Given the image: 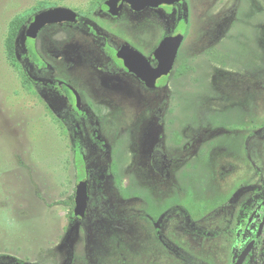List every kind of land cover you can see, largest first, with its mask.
<instances>
[{"label": "rangeland", "instance_id": "rangeland-1", "mask_svg": "<svg viewBox=\"0 0 264 264\" xmlns=\"http://www.w3.org/2000/svg\"><path fill=\"white\" fill-rule=\"evenodd\" d=\"M184 1L185 23L155 11V49L186 33L173 72L149 89L113 64L122 43L151 57V11L114 19L98 0H0V264L224 261L241 205L264 199V0ZM55 7L95 17L114 50L78 21L27 41L33 18ZM26 13L17 58L31 47L39 62L21 66L7 42ZM79 178L84 220L66 204Z\"/></svg>", "mask_w": 264, "mask_h": 264}, {"label": "flooded vegetation", "instance_id": "flooded-vegetation-1", "mask_svg": "<svg viewBox=\"0 0 264 264\" xmlns=\"http://www.w3.org/2000/svg\"><path fill=\"white\" fill-rule=\"evenodd\" d=\"M98 3H101V5H102V8L100 11L104 12L106 15L107 14L110 15L114 19H118L121 15L122 11L125 8H128L131 12L138 13V14L144 13L146 11H151V15H152V48H153L151 57H147L142 52V50H140L138 47L132 46L130 44L122 43L119 47L117 46L116 49L114 50L113 49L114 48L113 43H112L113 39H110L109 35L104 36L101 33L100 25H102V24L98 23L97 20L95 19V17L94 18H91L89 16L84 17V16H80L77 13L78 18L76 21H78V23L83 24L82 26L85 27L84 29H86L87 33L93 39H95V40L99 39L98 40L99 44H101L100 40L104 41L103 44L98 45V48L100 50H102L104 53H106L107 55H110L111 51H113V50L115 51V56H116L115 59H117V61H119V64L117 65L116 63H114L113 65H115V67H119L121 70H123L124 72H126L130 75H133L134 77H136V76L134 74H131L130 72H128V70L126 69L123 60H121L120 58L117 57L118 51L123 46H129L132 49H134V50L142 53L143 55H145L146 58L150 61L151 65L153 67H155L157 65V61L155 60V11H159V10L166 11L167 10L168 15L170 17H172L173 12L178 11L180 14L179 18L184 23L187 22V18L189 16V13H188L189 7H188L187 2L184 0H181L180 3L174 4V5L163 4V5L159 6L158 8H155V6L152 8L148 7L146 9L142 10L141 12H136L135 10L132 9V7L129 4L125 3L122 11L120 12V14L118 16L112 15V13L110 11V0H98ZM100 17H101V15H100ZM85 19L90 20L93 23L92 24L86 23ZM82 26L78 25L77 27H78V29H82ZM128 26H130V25H128ZM178 31L179 32L176 34H170V35L164 36L161 39V41L168 36H175L177 34H183L185 37L186 24H185L184 30H182V31L178 30ZM184 41H185V38H184ZM160 42L158 43V45L160 44ZM158 45H157V47H158ZM182 46H183V44H182ZM180 50H181V48H180ZM180 50H179V52H180ZM174 68H175V66H174ZM107 70H109V72L114 71L113 68L112 69L109 68ZM171 73L169 75H171ZM138 80L145 87H147L140 79H138ZM60 86L65 90V92L68 96L72 93L76 99V94H77L76 91H74L68 85L60 84ZM95 132H94V134H95ZM154 167H155V163H154ZM157 224H156V227H157ZM159 228H160V226L157 227V229H159ZM193 229H195V228H193ZM199 234L203 235V236L211 235L209 232L204 231V230H200ZM229 235H230V237H226V239H225V241H227L229 243L228 248L226 249V251L224 253H222L220 255L221 257L224 255L225 259H224V261L220 262V264H238V262L240 261V259L242 257H243V260H242L241 264H264V199L258 205H255L254 199H250L247 202H245L243 205H241L239 212L236 215L235 221L233 222V225L231 227V231L228 232V236Z\"/></svg>", "mask_w": 264, "mask_h": 264}, {"label": "water", "instance_id": "water-1", "mask_svg": "<svg viewBox=\"0 0 264 264\" xmlns=\"http://www.w3.org/2000/svg\"><path fill=\"white\" fill-rule=\"evenodd\" d=\"M181 0H110V11L113 16H118L124 4H129L136 12L150 7L174 5ZM78 18L76 11L67 7H55L37 14L26 30V37L35 40L39 33L48 25L74 23ZM184 35L177 34L164 38L155 49V60L157 65L153 67L150 61L142 53L129 46H123L117 53V57L123 60L128 72L134 74L148 88H157V82L162 77L168 76L174 69L179 50L184 42ZM76 106L80 108V97L76 94ZM89 201L88 182L79 181L75 195V214L78 220L86 217ZM159 225L157 224V227ZM243 257L238 264H241Z\"/></svg>", "mask_w": 264, "mask_h": 264}, {"label": "trees", "instance_id": "trees-1", "mask_svg": "<svg viewBox=\"0 0 264 264\" xmlns=\"http://www.w3.org/2000/svg\"><path fill=\"white\" fill-rule=\"evenodd\" d=\"M32 14L26 13L23 15H20L16 20L12 21L9 31V38L7 42V49L10 56V60L14 64H20L21 66H27L28 63H35L38 64L39 59L34 52V50L30 47L27 48V52L22 53L19 55V60L17 58L19 54V36L20 34L25 30V28L29 25L31 22ZM86 23L92 24L90 20L85 19ZM27 41H32L31 39L27 38ZM167 77L163 78H168ZM94 136L96 137L98 144L102 146V141L100 139V135L98 132H95ZM74 153H75V163L79 165V163L83 160L84 156V148H83V141L81 138L80 131L75 128V146H74ZM82 180L83 178H79V180ZM67 206L69 207L70 215L75 218V197H70V199L67 201ZM16 264H25L22 261H16Z\"/></svg>", "mask_w": 264, "mask_h": 264}]
</instances>
